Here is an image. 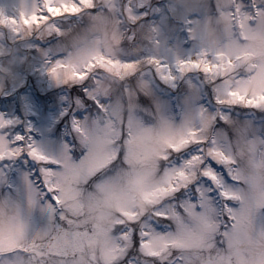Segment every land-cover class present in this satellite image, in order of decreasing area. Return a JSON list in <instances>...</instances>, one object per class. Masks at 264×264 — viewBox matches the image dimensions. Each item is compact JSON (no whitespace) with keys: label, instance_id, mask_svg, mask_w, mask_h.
<instances>
[{"label":"snow or ice","instance_id":"snow-or-ice-1","mask_svg":"<svg viewBox=\"0 0 264 264\" xmlns=\"http://www.w3.org/2000/svg\"><path fill=\"white\" fill-rule=\"evenodd\" d=\"M209 8L219 31L176 62L205 73V95L178 117L139 100L157 81L175 89L171 69L121 46L122 22L149 18L143 4L36 0L21 11L37 40L58 42L73 18L96 24L44 69L78 86L56 137L0 112V264H264V118L232 116L235 106L264 112V0Z\"/></svg>","mask_w":264,"mask_h":264},{"label":"rangeland","instance_id":"rangeland-1","mask_svg":"<svg viewBox=\"0 0 264 264\" xmlns=\"http://www.w3.org/2000/svg\"><path fill=\"white\" fill-rule=\"evenodd\" d=\"M36 0H0V112L18 119L17 130L25 131V125L32 121L33 133L56 137L61 129L56 124V116L64 108L74 106L73 97L77 85H57L48 78L44 71L55 60L70 49L83 36L89 34L96 21L86 15L80 22L64 21L65 27L71 26L67 35L56 41L55 37L43 35L37 40L36 26L29 30L20 23L21 11H31ZM124 0H96L97 4L115 3L117 8ZM134 7L143 4L149 18L138 27L131 28L122 22L124 41L122 48L128 55H153L161 64L171 69L176 77L177 87L165 86L156 82L154 94L149 97L141 95L143 105L163 101L169 108L174 106L177 117L180 112L199 104L194 97L204 96L207 87L205 73L199 69L177 71L176 62L180 59H195L204 47L207 32H218L216 14L209 8L211 0H127ZM216 4L223 0H215ZM111 10H101L97 15L108 16L109 21L116 19L109 15ZM15 18L16 23L13 22ZM123 21V18H119ZM20 28L19 32L14 31ZM135 31V40L129 42L127 34ZM40 44L39 49L36 47ZM242 76L245 69L238 70ZM63 86L71 88V93ZM38 97L45 98L38 102ZM235 106L232 116L241 121L254 119L258 122L264 118V112L253 114L249 109ZM256 110V109H253ZM258 111V110H256ZM259 114V115H258ZM27 134V132H25ZM229 134L231 131L229 130Z\"/></svg>","mask_w":264,"mask_h":264}]
</instances>
